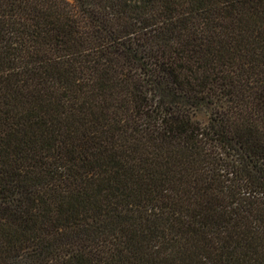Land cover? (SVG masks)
Returning <instances> with one entry per match:
<instances>
[{"label":"trees","instance_id":"16d2710c","mask_svg":"<svg viewBox=\"0 0 264 264\" xmlns=\"http://www.w3.org/2000/svg\"><path fill=\"white\" fill-rule=\"evenodd\" d=\"M0 264H264V0H0Z\"/></svg>","mask_w":264,"mask_h":264}]
</instances>
